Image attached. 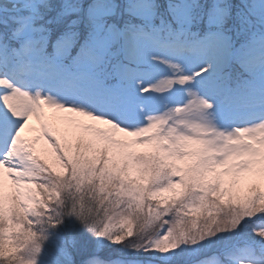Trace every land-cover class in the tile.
Instances as JSON below:
<instances>
[{
    "label": "snow or ice",
    "instance_id": "1",
    "mask_svg": "<svg viewBox=\"0 0 264 264\" xmlns=\"http://www.w3.org/2000/svg\"><path fill=\"white\" fill-rule=\"evenodd\" d=\"M0 264H264V0H0Z\"/></svg>",
    "mask_w": 264,
    "mask_h": 264
}]
</instances>
